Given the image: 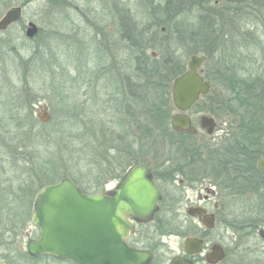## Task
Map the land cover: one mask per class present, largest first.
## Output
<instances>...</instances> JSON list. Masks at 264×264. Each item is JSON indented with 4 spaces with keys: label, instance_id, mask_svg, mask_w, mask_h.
Segmentation results:
<instances>
[{
    "label": "rangeland",
    "instance_id": "obj_1",
    "mask_svg": "<svg viewBox=\"0 0 264 264\" xmlns=\"http://www.w3.org/2000/svg\"><path fill=\"white\" fill-rule=\"evenodd\" d=\"M6 1L0 0V6ZM154 1V5L160 3L164 7L168 0ZM170 2L167 14L166 10L153 13L149 0H56L55 9H51L49 3L34 2L25 8L24 18L42 27L37 36L28 37L24 25L19 30L0 35V189L2 194L4 191L9 196L7 199L4 196L0 202V264L4 260L8 264H17L26 251L28 240L38 237V230L32 223V205L43 186L71 176V180L87 193H96L107 184L111 187L118 175L137 161L168 160L172 163L177 160L179 153L174 155L171 140L165 137L162 129H157L154 144L142 140L141 146L135 145L132 135L136 134L137 126L132 114L128 113V107L133 102L137 103L138 109L142 108L146 102L148 105L149 99L153 101V97H148L150 93L142 96L144 83L135 85V89L141 87V99L134 97L131 101L128 97L129 90H133V87L131 89L129 86V90L127 87L130 80L134 81L128 68L133 59L128 49L129 43L120 39V15L132 17L138 26L151 28L153 33L157 30L162 32L165 41L172 44L171 55L175 58L171 68L179 66V76L188 70L194 47L191 44L193 37L188 35L183 36L184 41L179 40L178 44L179 26L183 31L186 28L198 33L203 31L199 18L218 13H215L220 20L217 25L221 29L211 33L208 31L210 35L197 39L208 41L211 50H218L215 56L213 52L211 57H206L200 67L203 76L215 73L214 67H218L216 58L225 59L231 44L234 47L237 43L234 49L239 47L241 26L255 30L258 35L262 32L263 13L241 14L245 10H255V4L253 8L245 9L243 6L241 9L235 4L226 6L213 2L208 7H201L200 4L197 6L196 0ZM37 13H40L39 16H36ZM155 14L175 20L177 27H165L163 24L152 26V16L156 17ZM169 24H173V21ZM162 36L159 34V42ZM164 51L170 56L168 50L148 49V53L159 61L165 60ZM219 69L222 70V67ZM225 84L222 75L217 76L212 81V90L199 100L198 111L211 114L210 109L218 94L224 98L227 96ZM7 92L10 93L8 96ZM5 96L12 105L16 99L21 100L18 102L21 108L13 111L11 104H7L8 107L1 105L2 100L7 102ZM170 97L166 106H173L172 85ZM42 107H46L50 115L47 122L39 119L43 113ZM18 111L23 119H29L23 122V130L15 128L14 123L8 120L11 112ZM224 120V117L217 118L220 137L226 126ZM59 121L63 122L59 124ZM194 123L201 132L197 119ZM57 126L69 133L63 148L59 142L52 141L49 149L40 147L36 154L31 152L30 147L20 148L21 144H16L18 142H7L6 139L16 134L35 136L37 132L40 135L49 133ZM218 136L214 139L205 137V142H213L220 149L223 147L220 145L225 143H221ZM9 143L14 146L9 148ZM42 143L39 140V144ZM164 189L168 200L161 216L170 221L167 227L172 236L167 240L174 243L178 240L174 235L179 231L176 188L170 181ZM236 200L231 197L225 203L221 202L220 217L211 232L212 240L228 251L227 258L220 264H264L263 244L255 233L247 236L242 232L241 212L246 206L239 205ZM257 208L256 205L252 210L255 212ZM224 220L229 223L225 224ZM188 225L189 221L184 223V228Z\"/></svg>",
    "mask_w": 264,
    "mask_h": 264
},
{
    "label": "flooded vegetation",
    "instance_id": "obj_2",
    "mask_svg": "<svg viewBox=\"0 0 264 264\" xmlns=\"http://www.w3.org/2000/svg\"><path fill=\"white\" fill-rule=\"evenodd\" d=\"M34 2L49 3L51 9H55L56 5V0H7L0 6V20L9 10L15 7H21V17L3 30L0 35L19 30L23 25L27 31L30 23L37 25L39 34L42 27L35 21L24 18L25 8ZM212 2L216 5L224 3L226 6L235 4L236 6H240L241 9L243 6H245V9L248 7L253 8L255 4V10H245L241 14L243 16L247 12H250V14L255 12L264 14V0H212ZM224 10L228 9L225 8ZM215 13L217 12L209 15L210 31L212 32L221 29L217 25L220 24V20ZM39 14L37 13L36 16H39ZM261 23L262 32L259 35L255 33V30H248L241 26L239 29L241 30L239 33V47L234 49V47H237V43L234 47L232 46L234 44H231V49L228 51L227 56H225L224 76L226 79L225 92H227V99L233 102V104L238 102L236 99L237 90L231 84V79L238 78L241 85L243 104L240 112L233 105L224 108L226 116L223 123L227 126L223 129L224 134L221 137L218 136L217 131L219 129L216 116L198 111L196 103L202 97L185 112L177 110L172 106V113L168 120V125L172 129V116L179 113L189 116L192 126L197 130L193 134L189 131L173 129L179 133V155L178 157L176 156L177 160L172 163H169L168 160L136 163L118 175L111 187H108L107 184L101 191H98L103 192L117 187L125 174L135 165L144 164L151 170L153 181L161 191L159 208L154 213L152 219L147 222H139L131 218L133 230L130 231L126 240L129 248L149 255L150 258L147 264H172L173 259L176 257L185 259L190 264H220L223 262L228 256V251L222 244L212 240L211 232L215 229V225L220 217L221 202L225 203L226 199H230L231 197L236 198V202L239 201L242 206H246L243 207L244 210L241 212L242 232L245 235L247 234V236L255 233L256 237L263 244L262 246H264V21H261ZM200 69L198 70L199 73ZM213 71L216 73L217 69L214 67ZM201 75L203 76V74ZM203 77L211 83L212 88V80L207 79L205 75ZM250 97H254L255 102H252L254 105L248 107L246 103L249 104V101H252L249 99ZM203 116L211 117L215 121V127L211 133L208 132L207 128L202 127ZM196 119L198 120L199 127L202 129L201 132L194 123ZM255 124L257 127V138L252 137L250 139L252 144L256 145L253 148L257 152V158L254 163L255 169L247 173L246 171L243 172L244 170L236 173L232 170L233 168L237 169L241 165L245 166L247 163V131L249 127L253 128ZM216 136H218V139L220 138L221 143L226 141V143L232 145L237 137L240 136V145L243 148H239L238 155L234 154L226 157L228 161L220 163L219 158H221V155L218 154L216 157L214 155L219 150V146L210 141L205 142V137H213L214 139ZM235 150H238L237 147ZM170 181L176 188L175 204L179 215V231L174 235L178 240L174 243H170L167 240L169 236H172L167 227L170 221L166 217L161 216V212H163L168 200L164 186ZM256 205L258 208L254 212L252 208L256 207ZM187 221H189L190 225L185 229L184 223H187ZM224 221L225 224L229 223L226 220ZM210 224L213 226H210ZM36 229L39 235L34 239H38L40 236L39 229L37 227ZM189 238L202 240L201 251L195 253L187 251L186 242ZM216 244L224 248L226 256L223 260L212 263L208 260L207 256L213 252ZM4 262L8 264L6 260L2 261L1 264ZM17 264L79 263L73 258H61L52 254L34 256L28 252L26 246V251L19 257Z\"/></svg>",
    "mask_w": 264,
    "mask_h": 264
},
{
    "label": "water",
    "instance_id": "obj_3",
    "mask_svg": "<svg viewBox=\"0 0 264 264\" xmlns=\"http://www.w3.org/2000/svg\"><path fill=\"white\" fill-rule=\"evenodd\" d=\"M21 11V7L9 10L0 20V33L19 20ZM37 34V25L30 23L26 35L34 38ZM205 60V55H192L188 70L174 79L172 101L177 110H189L209 93L211 83L198 71ZM42 110L39 119L49 121L46 107ZM171 122L175 130L193 134L197 131L185 114L173 115ZM202 127L211 133L215 127L214 119L203 116ZM160 200L161 191L153 181L151 170L144 164L133 166L117 187L103 192L87 193L69 177L62 178L43 186L34 198L32 223L39 229L40 236L28 241L27 250L34 256L70 257L79 264H147L148 254L127 246V236L133 230L130 219L151 220ZM202 245L198 238H189L186 242L189 253L201 251ZM225 256L224 248L216 244L207 258L216 263ZM172 264L190 263L176 257Z\"/></svg>",
    "mask_w": 264,
    "mask_h": 264
},
{
    "label": "trees",
    "instance_id": "obj_4",
    "mask_svg": "<svg viewBox=\"0 0 264 264\" xmlns=\"http://www.w3.org/2000/svg\"><path fill=\"white\" fill-rule=\"evenodd\" d=\"M149 1L152 5L151 10L153 11V13H156L158 11L162 12V11L166 10V14H167V12L170 10L169 6H171V2H170L171 0H168L167 4H165L164 7L160 3L157 5H154V3H155L154 0H149ZM196 1H198L197 6H199V4H200L201 7L202 6L208 7L212 3V0H196ZM155 15H156V17L152 16V26H155V25L158 26V25H162V24L165 27H168L167 25H169V26L175 25L176 26L175 20H172V19L169 20L168 18L163 17L159 14H155ZM155 18H157V20ZM199 19H200L199 24L203 23V25H200L202 28L201 30H203V31H199L198 33H196L193 30L190 31L189 29H187V30H189V33H186L187 32L186 28L183 31L182 29H180L181 26H179V40L184 41V40H182V39H185V38H183V36L187 37V35L190 38L193 37L192 41L190 40L191 44H193V46H194L193 49L191 50L192 55L201 54V55H205L208 59L209 57H211V55H213V52H214V56H215V54L217 53L218 50H214V51L211 50L210 44L206 40L205 41H202V40L197 41L198 37H201V36L206 37V36H208V34L210 35V33L212 32V31H210L211 26H210L209 16L200 17ZM172 21H173V24L170 25L169 23ZM119 29H120V34H121L120 39H121V41H123L125 43H129L128 49L131 51V58L133 59V63L128 66V68L131 70V74L134 76V81L130 80L127 83L128 84V86H127L128 90H129V86L131 87V89L133 87L132 91L129 90L130 94L128 97L130 98L131 101L134 97H136L137 99H141V96H140L141 93L139 91V88H141V87H139L138 89L137 88L135 89V85L140 86L139 84H142V83H144V86H145V90L142 93V96L143 95L147 96V94L150 93L148 95V97L149 96L153 97V101H151V99H149L148 105L146 102L144 104V106H142V108L138 109L137 103L134 104L133 102L128 107V110H129L128 113L132 114L131 117L134 119L135 124L137 126V129H136L137 131L135 132L136 134L132 135V137L136 141L135 145L141 146L142 140H145L148 143H153V140H155V138H157V135H156L157 129L158 130L162 129L163 133L166 135L165 137L167 139L171 140L172 148L175 150L174 155H178V153H179V133L175 132L168 125V120H169V117L172 113L171 102H170L171 105L166 106V104L171 99L170 93H171L172 81H173V79H175L176 77L179 76V71H180V69L178 68L179 66L177 68H171L173 66V62H174V58H175L174 55H171L172 50H173L172 44H171V42L167 43L165 41V37H164V35L162 36L161 31L157 30L156 32L153 33V32H151V28L150 29L149 28H146V29L142 28L141 26H138L136 24V22H134L133 18L130 16L120 15ZM148 34H151L153 37L152 36H151L152 38L149 37ZM159 34L162 36V39L160 40V42L158 40ZM151 47L152 48H159L162 50H168L170 56L166 55L165 51H164L165 60L159 61V59L157 57H154L152 54L148 53V49ZM177 64H178V62H177ZM216 64L219 68L222 67V70L219 69L218 67H216L217 72L213 75L205 74L206 78L214 81L217 79V76L222 75L223 80H225V82H226V79L224 76V68H225L224 57L223 58L217 57L216 58ZM231 84H232V87L237 90L236 91V99L238 102L233 104V102H231L229 99H227L228 98L227 96L224 98L221 94H218V99L216 100L215 104L213 102V107L210 109L211 114L217 116V118H220V117L225 118L226 112H225L224 108L227 106H230V105L237 107V110L240 112V109H241L242 104H243L240 80L238 78L237 79L236 78L231 79ZM225 89H226V84H225ZM211 90H212V88H211ZM9 94H10L9 92L6 93L7 96ZM7 96H5L7 102L2 100L1 105L5 104V106L8 107L7 104H9V106H10V104L12 105V102H10V99ZM157 99L159 100V102H157ZM249 99H251L252 101H249V104L246 103V105L248 107L254 105V103H252V102H255L254 97H250ZM19 101H21V100L16 99L15 101H13V105H12V107L14 108V109L12 108L13 111L21 108V104L20 105L18 104ZM198 104H199V102L196 103L197 107H198ZM165 106L167 107L166 110L164 109ZM143 108L145 109L144 112H142ZM8 120L14 123L15 128H17V129L19 128L21 130L24 129V127L22 128L23 122L29 121L28 118L26 120L23 119V116L19 113V111L18 112H11V114L8 117ZM60 120H62V119H60ZM63 121H59L58 123L60 124ZM58 123L56 122V124H58ZM37 124H38V121H37ZM60 127L61 126H57L54 130L52 129V132H49V133L45 132V133H42L41 135L38 132L36 133L35 136H32L31 134H29L27 136H24V135L18 136V134H16L15 136L9 135V137H7L6 139H7V142H8V140L12 143L18 142L16 144H21L20 148L27 149L30 147L32 150L31 152H35L37 154V153H39L40 147H46L47 149H49L52 141H57V142H59V145L61 146V148L64 147V143L65 144L67 143L66 141L68 140L67 137L69 136V133H65L64 129H61L62 127L61 128ZM65 129H67V128H65ZM256 129H257V127L255 124L253 128L249 127V129L247 131V134H248V138H247L248 141L246 144L247 145L246 146V149H247L246 162L247 163L245 166L241 165L237 169L233 168L232 170L235 171L236 173H238V171H240V170H244L243 172L246 171V173H247V172L252 171V169H255L254 163H255L256 158H257V152L253 148L256 147V145L252 144L250 139H252V137L257 138ZM45 131H48V130H45ZM8 132L10 133L11 131L9 130ZM77 137H79V134L77 135ZM39 140L40 141L42 140L44 143L39 144ZM224 143H225V145H222L223 147L220 148L221 150L219 149L214 154L215 157L218 154L221 155V158H219L220 163L227 162L228 158H226V157H230L231 155H234V154H237V155L239 154L238 153L240 151L239 148L241 147L240 136L237 137V139L234 141L233 145L226 143L225 141H224ZM13 146L14 145H10V143L8 145L9 148H11ZM236 147L238 150H235ZM241 148H243V147H241ZM139 162H142V161H137V162H135V164L139 163ZM69 177L71 178V176H69ZM1 184H2V182L0 183V185ZM5 194L6 193H4V191L2 194V189H0V202L2 201V198L4 196L6 197L5 199H7V197H9L8 194H6V195ZM238 203L240 204V202H238Z\"/></svg>",
    "mask_w": 264,
    "mask_h": 264
}]
</instances>
